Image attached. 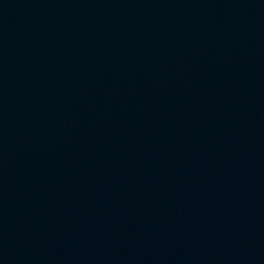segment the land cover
Returning <instances> with one entry per match:
<instances>
[{
  "label": "water",
  "instance_id": "95a60500",
  "mask_svg": "<svg viewBox=\"0 0 264 264\" xmlns=\"http://www.w3.org/2000/svg\"><path fill=\"white\" fill-rule=\"evenodd\" d=\"M0 264H264V0H0Z\"/></svg>",
  "mask_w": 264,
  "mask_h": 264
}]
</instances>
